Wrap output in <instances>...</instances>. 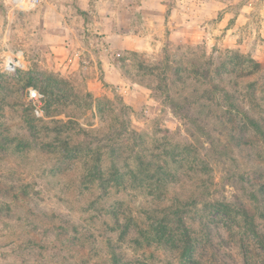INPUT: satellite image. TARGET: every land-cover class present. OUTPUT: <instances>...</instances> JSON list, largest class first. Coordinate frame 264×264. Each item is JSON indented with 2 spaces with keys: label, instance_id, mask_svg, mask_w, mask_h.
<instances>
[{
  "label": "rangeland",
  "instance_id": "1",
  "mask_svg": "<svg viewBox=\"0 0 264 264\" xmlns=\"http://www.w3.org/2000/svg\"><path fill=\"white\" fill-rule=\"evenodd\" d=\"M53 1L58 0H41L21 11L0 0V264H108L109 242L124 256L118 264H264V219H256V236L217 211L209 196L233 204L239 176L264 183V144L243 126L241 138L235 131L231 138L233 125L219 131L209 116L206 128L216 126V138L228 136L218 146L210 144L200 129L172 111L152 70L165 52L176 56L196 49L216 62L237 53L260 64L251 78L264 93V0H154L153 5L120 0L132 12L131 28L151 43L147 51L127 50L121 56L129 79L152 86L130 88L136 107L103 80L105 89L95 97L82 70L63 73L53 47L63 40L57 35L69 33L70 55L73 39L88 41L83 25L95 28L93 21L104 11L90 0L97 15L67 16L59 23L54 10L42 14ZM20 50L21 65L15 72L5 70ZM50 87L59 101L48 94ZM28 88L40 97L41 115L34 112ZM120 98L130 108L126 115ZM251 106L264 113L263 99ZM124 116L148 149L140 161L129 154ZM93 128L97 136L85 134ZM65 142L74 146L66 149ZM223 145L227 155L220 158ZM196 191L203 193L192 196ZM176 211L194 239L185 263L175 239L168 247L140 234L165 225L166 234L176 238ZM115 221L129 227L128 233L120 235Z\"/></svg>",
  "mask_w": 264,
  "mask_h": 264
},
{
  "label": "trees",
  "instance_id": "2",
  "mask_svg": "<svg viewBox=\"0 0 264 264\" xmlns=\"http://www.w3.org/2000/svg\"><path fill=\"white\" fill-rule=\"evenodd\" d=\"M203 56L197 55L196 49L176 54V56H171L165 52L162 58L152 64V70L161 78V86L158 87V90H162L172 111L189 124L195 125L196 128L200 129L212 145L218 146L222 144L223 141L221 139H226L228 136L233 138L235 133L240 137L243 134L241 126L250 129L264 144V113L254 112L252 108L254 106H251L252 103L257 102L258 104L259 100H264L263 90H260L257 82L251 78L252 75L260 70V64L250 57L237 53H231L228 57L217 62L213 57L207 56L205 52ZM138 82L152 89L151 85L144 83L142 80ZM172 88L177 89L175 93H171ZM184 89L189 90L190 95L183 94ZM48 94L55 101H59V97L56 96V92L52 87L48 88ZM87 97L89 98L90 96L87 95ZM214 101L216 103L213 106H206L205 102ZM119 103L121 105L120 109L125 112V115L128 114L129 106L121 98ZM206 107H209L208 111L205 110ZM209 116H213L217 125L221 126L219 131H222L226 124L233 125L229 129L230 134L222 136V133H218L219 137L216 138L213 134L216 126L213 131L206 128L208 122H205L204 119L209 118ZM124 117V124L126 123V125L123 135L127 136L129 154L140 161L144 154H148V149L143 146L141 135L130 127V118ZM89 132L95 134V136L99 134L98 130L94 128L89 131L85 130V134ZM68 143H64L65 147ZM72 146L74 145H69L66 149H70ZM227 149V146L223 145L220 149L222 151H218L220 158L224 155L223 153L227 155ZM115 151L111 149V154H114ZM95 153L99 154V151L96 150ZM98 177L102 178L101 175H98ZM235 188L237 195L234 196L233 204L214 198L210 194L211 204L217 211L231 218L232 222H241L245 227H249L252 234L258 236L256 219H264V183L257 179L239 176L235 182ZM201 193L203 192L196 191L192 192L191 195H200ZM173 216L180 228V233L176 238L166 234L165 225L160 226L151 234L147 233V235H144V232L140 234L145 241H149L152 238V241L157 242L159 245L168 247L173 245L175 239L180 260L185 263L184 261L191 259L194 252V239L181 213L176 211ZM72 223L71 228L76 229V223ZM115 225L117 226L116 229H122L120 235H125L130 229L126 225L120 226L117 221H115ZM262 242L264 243V241ZM108 247L111 253L108 264H118V258L124 257L123 254L112 248L110 242Z\"/></svg>",
  "mask_w": 264,
  "mask_h": 264
},
{
  "label": "crops",
  "instance_id": "3",
  "mask_svg": "<svg viewBox=\"0 0 264 264\" xmlns=\"http://www.w3.org/2000/svg\"><path fill=\"white\" fill-rule=\"evenodd\" d=\"M77 1L62 0L61 2L58 0L50 2V6L48 8L46 6L42 13L44 17V14L47 15L48 10H54L61 18L59 23H62L67 21V19H64L67 16L80 19L82 15L93 13L91 9L93 3L99 12L104 11L100 14V20L95 18L93 21L95 28L83 25L84 29L89 32L88 41L80 43V41L76 42L73 39L70 55L67 52L68 48H66L65 44V39L68 38L69 33L57 35L58 39H63L62 41L56 40L53 42V47L56 48L55 52L60 55L61 61L59 66L62 67L61 70L63 73H70L76 70L84 71L87 75L85 77L87 87L95 97L99 96L105 89L102 87L104 83L101 84L103 80L105 83L115 86L119 95L136 107L138 105L137 99L131 100L130 97L133 95V91L130 88L141 87L142 85L135 80L129 79L123 73L121 56L127 50L147 51L151 49L150 41L146 40L144 35H141V32L136 33L131 28L132 12L128 6L122 7L120 0H92L93 3H90V0ZM47 3L49 5V2ZM73 3L78 10L75 8L72 11ZM141 3L147 5V2H144V0H141ZM150 3L153 5L154 0H151ZM156 3L160 5L159 2ZM143 6L144 4H139L138 8L142 9ZM12 8L15 9L13 6ZM95 15L97 14L95 13ZM154 20L155 18L152 17L151 24L153 28H151V39L155 27ZM174 22V20L171 22V26ZM173 28H177V25H173ZM99 75L101 79H99Z\"/></svg>",
  "mask_w": 264,
  "mask_h": 264
},
{
  "label": "built area",
  "instance_id": "4",
  "mask_svg": "<svg viewBox=\"0 0 264 264\" xmlns=\"http://www.w3.org/2000/svg\"><path fill=\"white\" fill-rule=\"evenodd\" d=\"M40 0H9V3L14 7L17 8L18 10L26 11L30 10L32 8H35ZM20 54L22 55V51H18L17 55H13L19 60ZM12 56V55H11ZM11 56L5 63V70L9 72H15L17 70V67L21 65L20 60L18 63L14 64H9L8 62L11 60ZM28 98L29 100L33 103L34 106V112L37 115H41V110H40V97L37 93V91L33 88H28Z\"/></svg>",
  "mask_w": 264,
  "mask_h": 264
},
{
  "label": "water",
  "instance_id": "5",
  "mask_svg": "<svg viewBox=\"0 0 264 264\" xmlns=\"http://www.w3.org/2000/svg\"><path fill=\"white\" fill-rule=\"evenodd\" d=\"M11 64H14V63H18L19 60L18 58H16L15 56H11V60H10Z\"/></svg>",
  "mask_w": 264,
  "mask_h": 264
},
{
  "label": "bare ground",
  "instance_id": "6",
  "mask_svg": "<svg viewBox=\"0 0 264 264\" xmlns=\"http://www.w3.org/2000/svg\"><path fill=\"white\" fill-rule=\"evenodd\" d=\"M8 63H9V64H11V62H10V61H9Z\"/></svg>",
  "mask_w": 264,
  "mask_h": 264
}]
</instances>
